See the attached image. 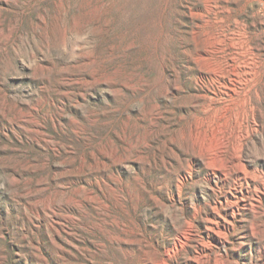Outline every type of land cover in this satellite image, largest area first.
Instances as JSON below:
<instances>
[{"label": "rangeland", "instance_id": "1", "mask_svg": "<svg viewBox=\"0 0 264 264\" xmlns=\"http://www.w3.org/2000/svg\"><path fill=\"white\" fill-rule=\"evenodd\" d=\"M0 264H264V0H0Z\"/></svg>", "mask_w": 264, "mask_h": 264}]
</instances>
